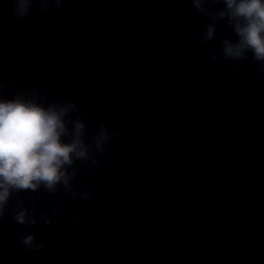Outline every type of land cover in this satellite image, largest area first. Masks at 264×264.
<instances>
[{"label":"water","instance_id":"obj_1","mask_svg":"<svg viewBox=\"0 0 264 264\" xmlns=\"http://www.w3.org/2000/svg\"><path fill=\"white\" fill-rule=\"evenodd\" d=\"M212 22L193 0H34L22 20L0 0V97L75 104L89 146L68 184L10 191L0 264H264V62L225 58L238 37L218 20L205 42Z\"/></svg>","mask_w":264,"mask_h":264},{"label":"clouds","instance_id":"obj_2","mask_svg":"<svg viewBox=\"0 0 264 264\" xmlns=\"http://www.w3.org/2000/svg\"><path fill=\"white\" fill-rule=\"evenodd\" d=\"M221 2L223 10L210 12L208 0H193L200 14L213 21L207 26L204 41L216 38V21L227 20L238 39L223 41L225 58L243 60L250 52L257 61L264 62V0ZM33 7L34 0H12V15L18 20L30 18ZM75 108L72 103H47L35 93L17 94L11 99L0 97V215L12 189L36 190L44 186L55 190L60 183L68 184V166L88 157L86 123L69 120ZM108 139L107 130L102 128L96 137L97 147L103 149ZM27 218V212L16 217L19 223L28 222ZM34 239L29 235L24 243L31 246Z\"/></svg>","mask_w":264,"mask_h":264}]
</instances>
